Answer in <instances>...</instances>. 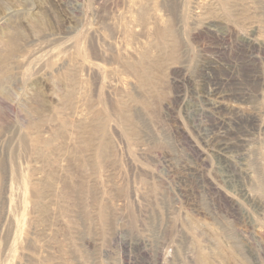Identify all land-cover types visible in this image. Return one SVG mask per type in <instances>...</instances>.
<instances>
[{"label":"rangeland","instance_id":"374dc122","mask_svg":"<svg viewBox=\"0 0 264 264\" xmlns=\"http://www.w3.org/2000/svg\"><path fill=\"white\" fill-rule=\"evenodd\" d=\"M0 264H264V0H0Z\"/></svg>","mask_w":264,"mask_h":264}]
</instances>
